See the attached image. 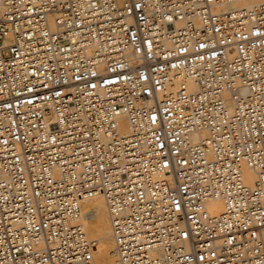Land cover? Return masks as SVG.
Returning a JSON list of instances; mask_svg holds the SVG:
<instances>
[{
	"label": "built area",
	"instance_id": "1",
	"mask_svg": "<svg viewBox=\"0 0 264 264\" xmlns=\"http://www.w3.org/2000/svg\"><path fill=\"white\" fill-rule=\"evenodd\" d=\"M236 1L0 0V264H96L97 195L117 264H264V1Z\"/></svg>",
	"mask_w": 264,
	"mask_h": 264
},
{
	"label": "bare ground",
	"instance_id": "2",
	"mask_svg": "<svg viewBox=\"0 0 264 264\" xmlns=\"http://www.w3.org/2000/svg\"><path fill=\"white\" fill-rule=\"evenodd\" d=\"M264 0H239L224 4L222 8H234L261 3ZM180 82L185 86L194 90L196 85L192 79L181 77ZM245 179L252 182L255 178L252 170L244 168ZM208 208L212 212L220 210V205L217 201H208ZM82 216L81 222L83 223L88 235L98 240V249L95 253L96 264H117V256L115 253V243L113 239L112 227L110 217L107 209L105 199L101 195L92 198H86L81 203Z\"/></svg>",
	"mask_w": 264,
	"mask_h": 264
}]
</instances>
